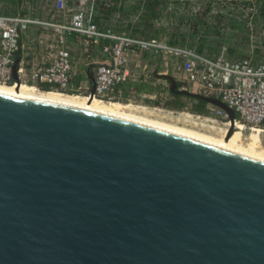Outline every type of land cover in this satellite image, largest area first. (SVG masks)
Segmentation results:
<instances>
[{"label": "water", "instance_id": "obj_1", "mask_svg": "<svg viewBox=\"0 0 264 264\" xmlns=\"http://www.w3.org/2000/svg\"><path fill=\"white\" fill-rule=\"evenodd\" d=\"M233 130L0 86V264H264V147Z\"/></svg>", "mask_w": 264, "mask_h": 264}, {"label": "built area", "instance_id": "obj_2", "mask_svg": "<svg viewBox=\"0 0 264 264\" xmlns=\"http://www.w3.org/2000/svg\"><path fill=\"white\" fill-rule=\"evenodd\" d=\"M98 1L80 0L81 5L75 6L69 0H54L53 9L58 16L50 19L0 11V81L32 83L39 88L48 84L54 89L77 92L79 87L72 82L73 62L66 39V32L74 31L82 36L87 52L92 45L101 44L108 57L96 64L95 90L93 93L89 90L87 95L121 100V84L131 74L128 61L133 46L153 47L175 58L173 68L181 75L182 89L218 97L236 112L232 120L225 108L212 104L210 113H198V117L204 115L208 121L220 120L226 124L225 130L232 124L236 128L240 122L244 132L257 128L264 142V61L254 62L250 57L233 59L225 49L217 55H209L188 45L103 29L96 21ZM32 24L53 29L56 42L47 44L46 48L52 50L56 46V52L47 65L18 63L16 79L14 64L22 47L21 36Z\"/></svg>", "mask_w": 264, "mask_h": 264}, {"label": "rangeland", "instance_id": "obj_3", "mask_svg": "<svg viewBox=\"0 0 264 264\" xmlns=\"http://www.w3.org/2000/svg\"><path fill=\"white\" fill-rule=\"evenodd\" d=\"M171 2L170 8L164 12V16L158 18V21H151L146 26V33L134 35L130 33L131 28H143L140 25V14L137 8L136 0H127L132 5L135 4L137 9L126 17L128 29L124 33L132 34L141 38H158L161 41L170 42L171 37H176V42L173 44L188 45L194 47L202 52H211L209 49L215 48L218 45L221 46L220 51L225 49V53L230 57H238L242 53H248L249 57L254 62L264 61V15L262 10L264 8V0H168ZM70 4L80 6V0H69ZM112 2V1H111ZM54 0H0V11L13 10L15 13L40 15L41 17L50 19L51 17L58 16L53 9ZM176 3L183 4L179 7L175 6ZM190 3V4H189ZM130 4V5H131ZM108 4H104L101 7L102 10L106 9ZM129 5V4H128ZM87 6V5H86ZM109 6V5H108ZM99 8V6H98ZM130 8V7H128ZM122 10L121 6L119 8ZM117 12V11H116ZM52 14V15H51ZM134 14V15H133ZM136 14V15H135ZM120 16L114 18L113 22L122 25L121 13ZM137 16V17H136ZM139 18V20H138ZM137 19V20H135ZM129 23V24H128ZM130 28V29H129ZM115 31V30H114ZM118 32V31H115ZM164 38V39H161ZM204 37V38H203ZM178 40V41H177ZM221 42V43H220ZM172 43V42H170ZM221 44V45H220ZM232 46L236 49L234 53L229 54L228 47ZM142 51L144 49H152L154 51H161L162 57L167 61H170L171 67H174L175 58L168 56L163 50L155 49L153 47H137L133 46V50ZM204 52V53H206ZM245 57V56H244ZM241 58V57H240ZM238 59V58H235ZM73 75V69H72ZM34 85V84H30ZM43 89V88H42ZM59 90V89H55ZM64 91V90H63ZM68 92V91H66ZM70 93V92H69ZM71 93H83L82 87L77 92ZM140 100L139 97H137ZM120 101L126 102L121 99ZM133 101L137 103V101ZM151 112L165 111V107H159L156 105H146ZM156 110H154V109ZM163 108V109H161ZM171 113L173 115H182L185 112L193 113L194 119L198 121L188 120L187 118L179 117V120L186 121L188 124L200 126V120H206L204 115L197 116L198 113L176 109ZM156 114V113H154ZM167 114V113H166ZM157 115V114H156ZM164 115V114H163ZM159 116V115H158ZM169 118L166 116H162ZM196 122V123H195ZM206 122H218L220 125L226 128V124L219 121ZM247 136L250 133L249 130L245 131ZM263 142V141H262ZM264 144V142H263Z\"/></svg>", "mask_w": 264, "mask_h": 264}, {"label": "crops", "instance_id": "obj_4", "mask_svg": "<svg viewBox=\"0 0 264 264\" xmlns=\"http://www.w3.org/2000/svg\"><path fill=\"white\" fill-rule=\"evenodd\" d=\"M136 2L137 8L140 9L137 15L140 14V17L142 15L139 22L144 27L137 28L135 25V28H129V32L134 35L140 34L141 36L143 33H146V26L152 23V20H156L157 22L158 18L163 17L164 12L171 5V2L168 0H136ZM104 4H108L109 6L107 5L106 9L102 10L101 7ZM130 4L127 0H99V8L96 15L97 23L103 29L111 28L118 32H126L128 26L125 16L127 17L130 14L131 9L132 13L137 10L135 4ZM176 4L175 6L179 7L186 3ZM153 5H155L154 9H152ZM120 6L122 10L119 9ZM2 11L5 13H15L13 10L2 9ZM119 13H121L122 25H118L116 21H112L114 18L117 19L120 16ZM56 38L57 36H55L53 29L44 28L38 24L30 25L27 30L23 31L21 36L22 47L17 52L18 63L23 61L22 63L26 66H29L31 63L39 65L49 64L56 52V46L52 50H49L46 48V45L55 44ZM66 39L73 62L72 82L75 87H79V90L82 87L83 92L87 93L94 86L92 76L95 77L96 64L107 60L108 57L102 51L101 44L92 45L91 50L87 52L82 43V36L74 31H67ZM161 39L164 38L161 37ZM128 66L131 74L121 84L123 87V94H121L123 100L134 99L139 104L165 107L164 109L168 111L184 109L201 113L195 109V104L201 101L200 98L184 93H177L170 88L172 79H175L178 83V88L182 89L181 75L171 67L170 61L162 57L161 51L157 52L152 49L137 51L134 49L130 52ZM207 105L210 107L212 103L208 102Z\"/></svg>", "mask_w": 264, "mask_h": 264}, {"label": "bare ground", "instance_id": "obj_5", "mask_svg": "<svg viewBox=\"0 0 264 264\" xmlns=\"http://www.w3.org/2000/svg\"><path fill=\"white\" fill-rule=\"evenodd\" d=\"M30 84L31 83H25V82L6 83V82L0 81V86L22 89V90L33 91V92H39V93L50 94V95L61 96V97H67V98L78 99V100H83V101L95 102V103H100V104H105V105H109V106H113V107L131 110V111H136V112H140V113H144V114H149V115H153V116H157V117L166 116V117H169L166 119L175 120V121H179V122H181L179 120V117H183V116L185 118H187L188 120L198 121V120L194 119L193 113H192L193 114L192 115L191 113L185 112V113H183V116L180 114L177 116V115L171 114V113H175V112H173L171 110L170 111L165 110L167 114L164 113L163 111L161 112L162 114H160L158 112H154L157 114L156 115L153 112H151L152 110L149 109L148 107H146V105L134 103L132 101L123 102L120 100H106V99L100 98L98 96H95V97L94 96H88L87 94H83V93H69V91L66 92L65 90L60 91L62 89L55 90L54 88H51L53 90H46V89L39 88L36 85H30ZM161 109H163V108H161ZM154 110H156V109H154ZM162 118H165V117H162ZM182 122L187 123L185 120ZM200 125H201V127H204V128L210 129V130H214L217 132H221L224 134H227V132H228V129L225 130V127L220 125L218 122H214V123L208 122L207 123L206 120H204V121L200 120ZM243 127H244V125L241 122L239 124H237L236 128H234L233 132L231 133V136L238 137V138L250 141L252 143H255V144H258V145L264 147V144H263L262 139H261V133L259 132V130L257 128H254V130L251 131L250 133H248L247 136L245 137L246 133L244 132V130L241 129Z\"/></svg>", "mask_w": 264, "mask_h": 264}, {"label": "trees", "instance_id": "obj_6", "mask_svg": "<svg viewBox=\"0 0 264 264\" xmlns=\"http://www.w3.org/2000/svg\"><path fill=\"white\" fill-rule=\"evenodd\" d=\"M154 7H155V5H153L152 9H154ZM262 14L264 15V8L262 10ZM170 42L177 43L176 42V37H173V38L171 37ZM220 47L221 46L218 45L217 47L215 46V48H213V49H209L211 52H206V51H204V52H206V54H209V55H217L220 52V49H221ZM228 51H229V54H231V53H234V51H236V49L233 48L232 46H229L228 47ZM244 56L245 57H249V54L248 53H242L241 55H239L238 57H235V58H240V57H244ZM230 58L235 59L234 57H230ZM42 87H43V89L45 88L46 90H53V89H51L50 85H48V84H43ZM60 91H63V90H60ZM200 100H201L200 102L195 104V109L198 110V112H201V113H210V107H208V105H207L208 102L206 100H204V99H200Z\"/></svg>", "mask_w": 264, "mask_h": 264}]
</instances>
